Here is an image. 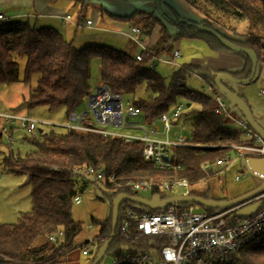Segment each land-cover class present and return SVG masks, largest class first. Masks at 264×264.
<instances>
[{"label": "trees", "instance_id": "16d2710c", "mask_svg": "<svg viewBox=\"0 0 264 264\" xmlns=\"http://www.w3.org/2000/svg\"><path fill=\"white\" fill-rule=\"evenodd\" d=\"M93 0H81V9ZM132 3L153 5L150 12L135 10L128 15L108 13L116 22L129 24L140 31V36H149L155 27L160 37L142 56L141 61L105 46H87L77 49L66 41L55 29L36 28L28 18H17L0 22V85L22 82L35 86L28 93L23 105L27 109L44 107L48 112L63 108L65 118L80 108L91 89V65L98 62L99 80L108 89L122 96L131 97V103L142 110L146 120L168 112L178 101L186 105L182 116L184 129L189 131L188 142L199 146L216 148H178L172 152V163L180 165L182 171H158L150 162L143 160L141 144H122L117 139L103 142L97 134H73L60 128L56 132L49 128L43 133L25 135L24 142L31 150L23 156L8 154L2 157L5 168L23 175L31 187V209L19 215L16 223L0 222V264H55L57 258L68 252L77 251L76 237L81 232V223L71 217L73 198L81 195L88 186H93L73 174L74 169L91 167L103 169L106 177L114 175L115 183L124 184L140 180H169L186 178L191 184L204 179L206 182L218 178L213 164L225 155L235 156L237 150L228 146L244 145L250 137L238 130H230L229 120L214 113L216 103L206 94L188 90L183 82L189 75H195L211 89L218 92L214 79L219 72L205 65L183 64L176 68L166 80L154 69L152 58L171 56L174 44L180 39L203 41L214 52L226 50L216 38L201 33L196 26L214 30L231 43L250 49L256 56L257 64L262 62L264 41V0H181L194 12L201 14L200 20L186 19L165 0H129ZM243 21L246 28L242 34L228 35L219 28V21ZM184 20L185 22H180ZM237 33V32H235ZM238 54L244 60L239 73H229L236 79L250 76L251 62L248 57ZM22 61V62H21ZM23 63L19 77V63ZM142 91L143 96L138 95ZM238 117V111L230 104ZM186 118V119H185ZM226 146V147H219ZM205 165V169L201 166ZM225 170V169H224ZM100 189V188H99ZM130 193L118 190L104 194L101 198L109 204L108 216L98 222L96 236L100 237L97 249L111 234V209L117 194ZM192 196L212 199L208 191L191 190ZM151 193V196H154ZM166 198L163 195L159 199ZM213 200H228L227 198ZM187 205L174 206L177 210ZM264 206V203H263ZM155 213L164 210H150L137 207L129 202L119 208L115 238L108 253L119 256L124 246L128 252L150 251L155 239L124 241L118 237L121 214L124 208ZM207 213L217 210L202 208ZM234 219L227 217V222ZM61 231L62 239L57 243L48 237ZM98 251V250H97ZM107 253V254H108ZM93 258L86 264H91ZM226 264H264V232L254 241L241 248Z\"/></svg>", "mask_w": 264, "mask_h": 264}, {"label": "built area", "instance_id": "2783aa9c", "mask_svg": "<svg viewBox=\"0 0 264 264\" xmlns=\"http://www.w3.org/2000/svg\"><path fill=\"white\" fill-rule=\"evenodd\" d=\"M11 20L10 17L0 14V22L7 23ZM67 20L68 17L64 18V21ZM85 26H91V21H86ZM130 33L129 38L137 46H141L139 29L132 27ZM262 44L264 48V41ZM145 50L142 48L141 52L134 56L135 60L141 61ZM179 58L180 52L177 49L173 50L168 59L158 56L152 58V61L153 64L157 61L180 68L181 66L176 64ZM205 93L211 96L216 103L214 113L224 116L229 120V124L233 125L230 130H238L251 139L248 144L228 146L232 150H237L238 154L235 155L236 157L229 154L217 159L213 164V169L217 171V174L219 169L231 165L235 160H242L244 165L246 158H264V141L250 130L241 117L232 116L227 100L219 92L214 93L209 88ZM261 94L264 95V91H261ZM185 113V103L178 101L168 112L146 120L141 109L134 106L131 101L124 103L122 95L111 92L99 81L91 86L90 92L85 97V108L70 112L59 125L39 122L14 112L4 111L0 107V148L10 153L15 144L17 132L24 133V135L43 133L40 126H56L64 129L69 136L92 133L99 135L103 142L117 139L122 144L140 143L143 160L150 162L155 170L182 171L180 165L172 163L173 150L217 147L199 146L188 142V136L181 122ZM205 167L202 165L201 169L204 170ZM72 172L75 177L104 190L115 192L124 189L130 193L121 194L139 196L140 193H146L149 198L151 193L165 197L189 196L194 186L198 187L204 182L202 179L191 184L186 178H171L117 184L114 175L106 177L101 167H82ZM239 179V175H235L234 181L237 182ZM178 192L181 193L178 194ZM259 200L264 203V193L212 213L203 211L195 204H187L181 210L171 206L165 211L155 213L124 208L118 237L127 242L136 239L153 241L157 239L158 243L154 241L150 251L141 250L136 253L128 252L127 247L124 246L123 253L119 256L111 255L106 264H226L230 258L236 256L241 248L264 232V206L262 204L258 211L248 218L234 219L233 222L228 223L227 217L230 218L234 211ZM80 202V195L73 198L74 204L78 205ZM87 230H95L94 236L75 244L73 248L79 251L81 257L90 259L98 250L97 243L100 237L95 235L96 226H88ZM62 237L63 233L58 231L49 236L48 241L57 244Z\"/></svg>", "mask_w": 264, "mask_h": 264}, {"label": "rangeland", "instance_id": "374dc122", "mask_svg": "<svg viewBox=\"0 0 264 264\" xmlns=\"http://www.w3.org/2000/svg\"><path fill=\"white\" fill-rule=\"evenodd\" d=\"M170 3L180 14L181 17L186 19L200 20L202 15L194 12L193 9L189 8L181 0H165ZM130 2V1H129ZM151 11V10H150ZM149 12V11H145ZM71 23H77L76 19L80 22L77 24L81 25L84 20L93 21L97 11L90 4L85 5L80 13L69 12ZM104 21H107L106 16H102ZM17 18H13L15 20ZM28 22L36 28H39L42 23L40 20L34 18H28ZM218 28L228 34H242L245 31L246 23L243 21H219ZM61 26H65L67 31H69V38L74 39V45L77 49H82L87 46H106L115 51L125 53L128 56H134L141 52V48L137 47L131 40L126 38L113 37L111 32L104 33H94L90 29H86L83 26L74 27L69 23L62 24L58 21ZM83 24V23H82ZM96 25L105 27L101 23L100 16L96 21ZM154 29H158L155 27ZM237 32V33H235ZM70 41V40H69ZM179 50L180 58L176 60V64L182 66V63L189 61L188 59L197 57H207L214 51H211L207 45L197 39H180L174 44V50ZM264 59V48H263ZM161 57V56H160ZM168 59V56H163ZM171 57V56H169ZM22 62V61H21ZM19 63V77L22 76L23 63ZM155 71L163 78L168 80L171 73L176 69L175 65L165 64L162 62H155ZM98 74V62L93 61L91 65V85L99 82ZM184 86L191 91L197 93L206 94L205 91L207 86L202 82L201 79L197 78L195 75H189L184 79ZM35 86V79H33L30 84H24L22 82L6 85H0V107L4 111L14 112L18 115H22L39 122H46L49 124L59 125L64 121L65 112L63 108L57 109L53 112H48L44 107H36L33 109H27L23 105V101L27 98L28 93ZM264 89V61L257 64L256 75L252 82L247 83L240 87L242 92L243 100L250 107L251 111L257 115L264 116V96L260 95V90ZM138 95L144 97L142 92L144 89L141 88ZM207 95V94H206ZM224 97V96H223ZM225 98V97H224ZM226 99V98H225ZM124 103L131 101V97L123 96ZM227 104L230 103L227 100ZM85 108V99L83 100L80 109ZM233 117H238L234 110H230ZM186 119V118H185ZM49 128L56 132H60L59 127L50 126H40L43 132L49 131ZM140 134L139 132H137ZM185 134L189 137V131L185 128ZM24 133L17 132L15 134V144L13 145L12 156H23L25 153L31 150V146L24 142ZM8 150L0 148V222L5 224L16 223L18 217L22 213L29 212L31 209V187L23 175H18L13 173L4 167L2 163V157L10 154ZM236 157V156H233ZM227 166V165H226ZM224 166L219 169L217 174L218 178H212L206 182H202L198 187L194 186L193 189L200 191H208L209 196L212 199L227 198L233 199L241 196L248 191L252 190L256 186L262 183V180L252 176L244 167L242 160H235L231 165L227 167ZM226 167V168H225ZM225 169V170H224ZM239 175V181L235 182V175ZM89 188L85 190L80 195V204L76 205L72 203L71 217L74 221L81 223V232L76 237V243H81L88 237L94 236V231L87 230L88 226L93 225L91 219L101 222L105 220L109 212V204L103 201L101 198L104 194L109 193L108 190H104L97 185L88 186ZM100 188V189H99ZM181 192H178L180 194ZM140 197L149 198L146 193H140ZM79 251L68 252L63 256L57 258L58 262L55 264H86L90 259H83L79 256ZM111 254H106L101 264H106L109 260ZM157 256H155L156 258Z\"/></svg>", "mask_w": 264, "mask_h": 264}, {"label": "crops", "instance_id": "0c3cea01", "mask_svg": "<svg viewBox=\"0 0 264 264\" xmlns=\"http://www.w3.org/2000/svg\"><path fill=\"white\" fill-rule=\"evenodd\" d=\"M81 4H82L81 0H0V14H4L5 16L10 17L11 19L13 18H34L36 20L39 19L40 22L42 23L40 27H49L55 29L63 36V38L66 41L70 40V42L74 44V39H68L69 31H67V28L65 26H61L58 23V21H61L62 24H66V23L70 24L71 18L69 12L71 11L72 12L76 11L77 13H80V11L82 12ZM88 4L92 5L94 7V10L97 11L96 13L97 16H95V20L91 21V26H85V22L89 20H84L83 22H81V25H79L77 23L80 22V20L78 21L77 19H76L77 23H71L72 26L74 27L83 26L86 29H90L91 31L96 33V35L97 33L111 32L112 33L111 35L115 38L116 37L126 38L129 40H131L129 38V35L131 34L130 29L133 26L111 20L108 17V13L128 15L135 10L150 12V10L153 9V5L150 3L137 4V3L129 2V0H93ZM103 15L106 16L107 21L103 20L102 18ZM99 16L101 18V23L105 27L96 25V21ZM66 17H68V20L64 21V18ZM159 37H160L159 30L154 29L149 36L147 37L140 36L142 42L141 46H137L132 40L131 41L137 47L141 49L142 48L147 49L151 47L158 40ZM134 56H130V57L133 58ZM188 60L189 61H187L186 63H182L181 65L183 64L205 65L209 67L211 70L219 73H239L242 71L244 67V60L238 54L230 52L228 50L213 52L212 54H209L207 57H200V58L190 57V59ZM224 84L243 100V97L241 95L242 92L240 91V87L243 85H232L228 82H225ZM261 91H264V89L260 90V95L264 96L261 94ZM251 113L254 119L256 120V122L264 129V116L263 115L256 116L252 111ZM232 127L233 125L230 124L229 128ZM75 244L78 243L75 242Z\"/></svg>", "mask_w": 264, "mask_h": 264}, {"label": "water", "instance_id": "95a60500", "mask_svg": "<svg viewBox=\"0 0 264 264\" xmlns=\"http://www.w3.org/2000/svg\"><path fill=\"white\" fill-rule=\"evenodd\" d=\"M180 22H185L181 20ZM197 30L201 33L209 34L217 39V41L228 51L233 53H241L248 57L251 62L250 76L247 79H236L229 73H218L214 79V85L216 90L228 100V102L235 107L238 114L244 120L250 130L264 141V129L256 122L249 107L246 103L235 94L230 88L225 86V82L232 85H245L250 83L255 75L257 67V59L253 51L247 48L237 46L230 41L222 38L214 30L205 28L203 26H196ZM244 166L250 174H253L262 180V183L247 193L228 200H213L203 199L197 196H172L164 199H159L158 195L151 196L150 198H143L140 196H132L127 194H117L112 202L111 209V234L109 238L102 244L93 257L91 264H101L102 260L108 253L109 247L115 238V230L118 221L119 208L122 204L129 202L137 207H142L150 210H164L171 206L195 204L202 208L221 210L230 206H235L248 199L254 198L264 193V158H246L244 160ZM263 201L259 200L244 206L230 215V219H242L248 218L254 215L258 209L262 206Z\"/></svg>", "mask_w": 264, "mask_h": 264}]
</instances>
